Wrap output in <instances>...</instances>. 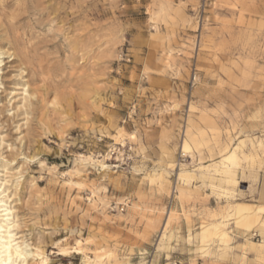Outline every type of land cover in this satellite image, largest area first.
<instances>
[{
  "label": "rangeland",
  "instance_id": "374dc122",
  "mask_svg": "<svg viewBox=\"0 0 264 264\" xmlns=\"http://www.w3.org/2000/svg\"><path fill=\"white\" fill-rule=\"evenodd\" d=\"M0 49L31 264H264V0H0ZM127 142L126 168L81 163Z\"/></svg>",
  "mask_w": 264,
  "mask_h": 264
},
{
  "label": "bare ground",
  "instance_id": "6f19581e",
  "mask_svg": "<svg viewBox=\"0 0 264 264\" xmlns=\"http://www.w3.org/2000/svg\"><path fill=\"white\" fill-rule=\"evenodd\" d=\"M3 54L0 49V57ZM0 63L2 61L0 60ZM245 142V141H244ZM196 143L198 146L200 143ZM190 142L186 141L183 144V149L185 152H190ZM239 148V146L237 147ZM236 148V150H237ZM236 150L234 152H230L228 156L224 158L214 161L212 165L216 166V170L222 174L224 182L226 185L236 184V172L231 169L232 165H235L237 162L235 158L237 157ZM93 154L85 155L80 154L81 163L84 165H98L102 168V170H106L110 167V165L106 162L105 158L98 159ZM184 170H181L179 176L185 174ZM156 177L161 176V173L157 172ZM6 182H0V264H31L29 258L31 256H40L38 250L33 251L29 249V244L25 243L22 240H18L17 234L14 232L15 228H17V224L15 222L14 210L11 205L8 204L9 197L4 194L6 191L5 187ZM4 194V195H3ZM264 225V224H263ZM261 226V231L264 232V226ZM199 232V231H198ZM206 230L202 233V238L206 235ZM198 234V233H197ZM200 236V235H199ZM227 238L226 234H222L220 237V241L223 242ZM198 239V238H197ZM249 242V241H248ZM222 252L226 250L225 246H220ZM78 250V249H77ZM63 253H66V249H61ZM43 262H46L44 259ZM140 264H143L142 262Z\"/></svg>",
  "mask_w": 264,
  "mask_h": 264
},
{
  "label": "built area",
  "instance_id": "2783aa9c",
  "mask_svg": "<svg viewBox=\"0 0 264 264\" xmlns=\"http://www.w3.org/2000/svg\"><path fill=\"white\" fill-rule=\"evenodd\" d=\"M133 152V146L127 142L126 144L110 145L100 155L111 162L113 167L118 169L130 166V163L134 160ZM122 208L124 209V206Z\"/></svg>",
  "mask_w": 264,
  "mask_h": 264
}]
</instances>
